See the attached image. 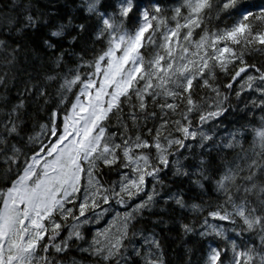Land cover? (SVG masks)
I'll use <instances>...</instances> for the list:
<instances>
[{"label":"snow or ice","instance_id":"snow-or-ice-1","mask_svg":"<svg viewBox=\"0 0 264 264\" xmlns=\"http://www.w3.org/2000/svg\"><path fill=\"white\" fill-rule=\"evenodd\" d=\"M264 264V0H0V264Z\"/></svg>","mask_w":264,"mask_h":264},{"label":"trees","instance_id":"trees-1","mask_svg":"<svg viewBox=\"0 0 264 264\" xmlns=\"http://www.w3.org/2000/svg\"><path fill=\"white\" fill-rule=\"evenodd\" d=\"M173 250L169 251L168 258L174 262L176 261L177 257L181 254L179 243H176L172 246Z\"/></svg>","mask_w":264,"mask_h":264}]
</instances>
